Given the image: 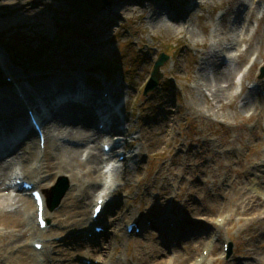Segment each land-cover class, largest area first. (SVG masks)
Here are the masks:
<instances>
[{
	"label": "rangeland",
	"instance_id": "1",
	"mask_svg": "<svg viewBox=\"0 0 264 264\" xmlns=\"http://www.w3.org/2000/svg\"><path fill=\"white\" fill-rule=\"evenodd\" d=\"M174 1L175 11L184 10L177 20L171 21L166 18L165 11L158 8L161 0H118L117 4L116 0H110L111 3L97 0L95 14L75 12L79 6H70L63 0H0V50L5 54L3 64L7 68L0 67V92H13L16 98L14 90L26 89L30 98L49 96L51 101L47 91L41 93L40 89L36 90L42 87L41 82L59 79L63 77L62 73L66 76L76 70V64L81 63L79 72L82 74L79 77L85 87L99 92L101 83H104L107 90L117 95L113 99L116 104L113 102V105H116L119 118L118 131L113 134L112 140L110 130L108 134L98 133L99 139L95 141L96 152L100 151L102 142L108 141L112 146L111 152L103 157L112 161L110 170L107 172L104 164H99L101 176L97 179L99 187L96 194L108 208L102 219L107 221L116 216L115 211L111 213L116 208L123 214L116 221L121 224L120 228L116 227L114 231L119 237L106 235L113 238L115 243L112 261L120 259L122 264H149L151 260L147 256L152 258V252L146 246L150 244L152 250L157 252L160 249L167 253L172 251L173 244L179 246L178 253L185 261L182 264H264V221H261L264 219V202L261 205V199L258 201L259 207L263 208L258 221L251 222L249 216H242L240 212L235 215L236 209L240 211L244 208L239 198L244 193L245 177L259 179L261 172L257 166L263 165L264 158V98L261 97L264 73L259 78L260 70L264 69V0ZM105 3L108 6L105 7ZM104 7L112 10V14L102 13L99 16ZM155 11L159 14L154 17H160L161 21H153L154 18L149 17ZM67 27L70 33L67 32L63 36L66 39L56 46L60 28ZM93 51L98 53L93 54ZM159 54L168 57L160 67L162 78L156 89L143 95ZM216 69L226 76L220 85L230 89L228 96L226 90V99L220 103L211 96L213 86L197 80L201 77L199 74L211 78V73ZM27 74L30 76L27 79L17 80ZM38 75L43 76L35 77ZM6 78L11 81L6 82ZM31 84L36 86L34 90L29 88ZM3 97L0 96V102L4 103L6 99L3 101ZM255 100L257 106L252 107L248 102ZM47 101L45 99V103ZM162 101H166L168 108H162ZM246 103L250 106L244 109ZM75 105L67 101L64 108L59 106L51 110L52 113L46 117L49 120H40V126L45 131V124L50 123L57 144L81 147L79 159L85 161L89 156L95 127L85 132L89 136L88 147H85V142L69 140L65 133L55 130L56 121L62 129L71 123L79 126V117L72 118L69 113L81 109L83 112L85 109ZM34 108L32 106V110ZM49 109L42 107L41 111L46 113ZM14 110L18 112L19 109L14 107ZM25 113L26 109L22 115L27 128L20 132L24 133L23 137L32 134L35 138L30 132ZM166 113L174 114L178 120L171 124L173 133L169 144L163 147L156 144L160 136L147 133L145 128L156 117H167ZM163 123L167 124V121ZM141 127L144 129L142 132ZM13 129L8 127V134L0 136V145L12 139L14 134H19L17 128ZM20 141L22 145L23 139ZM21 145H15L14 153H19L17 147ZM16 157V154L12 158L6 157L0 166L4 169L9 167L7 174L15 169L16 175L27 180L24 165ZM118 157L124 158L122 162H118ZM187 158L190 161L186 176L188 180L177 189L181 177L172 179L171 173L174 172L176 176L186 174L183 166L179 165ZM126 178L129 181L125 182ZM60 180L61 185L66 184L63 186L67 188L58 206L47 209L52 213L59 209L67 192L72 189L65 175L57 176L54 182L46 181L50 184L48 189ZM33 181L38 182L35 178ZM167 184L174 191L163 206H152L151 201L142 204L145 189L150 192L151 200L155 201L157 193ZM189 188L197 189L196 194L185 195ZM128 189L130 193L127 196ZM174 192L181 193L179 199L172 198ZM15 195L28 197L22 192H8L10 198ZM185 199L188 205L196 208V216L200 219L192 217L191 211L183 206L181 201ZM124 200H127L126 206ZM93 204L94 200L84 208L85 213H90ZM165 212H171L169 217L174 213L177 220L191 225L190 229H195L197 233L193 238L204 230L207 238L211 232H216L220 238L217 250L212 248L210 254L209 247L206 250L202 247L194 249L195 245L190 240L183 242L177 233L173 236L176 241H172L165 228L147 226L161 220ZM131 215L142 222L144 220L146 229L138 227L140 234L135 236L133 232L131 236L127 235L126 242L122 237L124 224L131 219ZM185 217L192 218L194 222H188ZM203 218L217 223L224 219V222L215 231L203 222ZM32 220L35 226L34 215ZM49 223L48 227H51L52 221L49 220ZM106 229L114 230L110 227ZM78 231L80 233L84 229ZM75 237L70 236L67 242H60L59 237L53 239L60 248L70 249V245H75L73 241H79L82 234ZM184 237L192 239L189 233ZM102 239L99 236L96 241ZM85 245L91 246L88 243ZM224 246L227 247L225 251ZM29 249L32 250L30 243ZM217 253L223 255L219 257ZM156 259L163 261L161 256ZM96 260L80 262L76 258L73 263L93 264L97 263Z\"/></svg>",
	"mask_w": 264,
	"mask_h": 264
},
{
	"label": "bare ground",
	"instance_id": "2",
	"mask_svg": "<svg viewBox=\"0 0 264 264\" xmlns=\"http://www.w3.org/2000/svg\"><path fill=\"white\" fill-rule=\"evenodd\" d=\"M108 2L110 0H107ZM112 2V1H111ZM109 2V3H111ZM114 2V1H113ZM176 2L174 0H161V2L158 3V8L165 11L166 18L170 19L171 21L177 20L180 15L183 13L184 9H181L180 11H175V6H173V3ZM118 3V0H116V4ZM176 4V3H175ZM108 6V3H105V7ZM103 8V12L99 14L102 15H111L112 10ZM179 7V5H178ZM125 14V12H122ZM159 12L155 11L152 12L149 17L154 18L153 21H161V18H155V15H158ZM162 23V22H160ZM159 24V23H158ZM61 39H64V37H61ZM101 51V50H100ZM99 51V53H100ZM102 52V51H101ZM93 54H96L98 52L93 51ZM85 54V53H83ZM82 54V55H83ZM83 58H87V56H83ZM5 56L0 50V67L3 69L6 68V66L3 64V61L5 60ZM74 59V58H73ZM83 59L80 58V62L83 63ZM75 63L77 61H74ZM213 62V61H212ZM74 63V64H75ZM76 70L72 71L68 75H63V77L58 78H52L49 80H46L44 82H41L42 87L38 88L36 90L41 93H48L51 98V101H49V96H45V98L40 99H33L30 98L27 94L26 89L21 90L20 88L17 89V91L22 93V96L24 99L19 100L17 98H14L13 92L11 94L0 92V96L3 95V101L6 99V101L0 102V136H6L7 128L9 127L11 130H14L13 127L17 128V132L24 131L27 126L24 123L22 111L25 108H29L32 106H35V109L38 113L41 111L42 107L46 108L49 111H42V117H47L52 112L51 110L55 109L59 106L64 108V104L69 101L70 103L76 104L75 106L83 107L85 110L82 112L81 110L77 111H70L71 117H76L80 120L79 126L76 127L75 124L71 123L65 128H60L58 125V122L56 121V131L58 133H65V136L69 138V140H76L78 142H85L86 146L89 144V136L86 135V131L93 130L94 129V123L95 121H98L102 124V128L104 130L109 129L110 132L118 131L117 125H118V116L115 115V106L113 105L114 102V93L107 90L105 87L100 85L99 92L102 91L103 93H106V98H100L99 92L96 90L90 91L87 87L84 86V82L80 80L82 74L80 71L81 63L76 64ZM7 69V68H6ZM201 77H199L197 80L198 82H204L205 84H208L209 86L212 85L213 92L211 93V96L217 103L222 102L223 99H226V90H227V96L229 94V87H223L220 85V82L226 78L225 74L219 71L218 69L214 70L213 73H211V78H208L207 76H204L202 74H199ZM43 75L35 76L37 78H40ZM59 76V75H58ZM18 76H15L17 78ZM30 77L28 74L18 77L17 80H23ZM63 82V83H62ZM222 83V82H221ZM34 90L33 87H36L34 85H29ZM25 91V93L23 92ZM262 92V90H261ZM39 94V92H38ZM6 96V97H5ZM230 96V95H229ZM8 97V98H7ZM117 98V97H116ZM45 99L48 101L45 103ZM253 102V101H252ZM248 102L252 105V107H256V100L252 103ZM115 103V102H114ZM162 108H168V104L166 101H162ZM248 103L243 105V108H247L250 106ZM116 104V103H115ZM15 108H18V112L14 110ZM49 107V108H48ZM33 109V110H34ZM5 111V112H2ZM96 116V118L94 117ZM37 116V114H36ZM166 116L162 117H156L154 122L148 127L145 128V131L149 134L154 135L155 137H159L158 142L156 144L161 145L163 147L167 146L170 141V137L173 133V125H171L175 120H178V118L174 114H168L166 113ZM52 118V117H51ZM64 118V116H63ZM164 120L167 121L166 123H163ZM50 123L45 124V131H42L43 136V150L41 151L38 147V140L36 138H33V135L27 134L23 138V146L21 145V141L18 142L20 144V147H17L19 153H7V150H12V146L9 145V140L4 142V144L0 145V154L3 152V155L0 158V162L5 161L4 159L8 156L11 158L14 156V154L17 155L16 160L24 165V171L25 175L30 181V183H33L35 186V189L43 190L44 193L42 194L43 198V204H44V210H43V218L52 221L51 227L44 233L38 230V226L35 222V226L33 224V213H34V219H35V206L34 203L31 201L30 198H26L23 195H15L14 197L10 198L8 196V192H21L17 191L16 189H13L7 184L9 182V177H11L13 174L12 172L14 169L10 171V173L7 174V169H4L3 166H0V264H74V259L78 258L80 261L84 259H88L91 261H97V264H122L121 260L118 259L116 262V259L112 261V249L115 248L114 243V237H119L116 235L115 229L120 228V225L118 222L119 219L123 217V214H120L119 209L111 210V213L116 212V216H114L112 219H108L105 221L102 219V214L98 217L96 223H92V221L89 220V213H85L84 208L88 206V204H91L94 200V202L97 199H100L99 195L96 196L97 188L99 187L97 179L101 176V170H99V164L104 163L109 160H105L103 158V155L101 151L96 152L95 147V141L99 139L98 133H93V140L90 147V151L87 154V158L85 161H82L79 159L80 150L81 147L72 145L64 146L59 145L55 142L52 135V127L49 126ZM78 125V124H77ZM81 125V126H80ZM144 131L143 127H141L140 132ZM31 132V130H30ZM95 136V137H94ZM35 137V136H34ZM7 138V137H6ZM36 141V145H35ZM2 143V141H1ZM17 144V142H14ZM103 144H107L106 142H103L101 144V147ZM15 147V145H13ZM188 150V148H187ZM10 152V151H9ZM140 153H138L139 155ZM186 156V154H184ZM186 160V159H185ZM187 160L180 164L179 166H183L182 170L185 171L186 174L184 175H175L174 172H172V179L173 177H181L180 182L178 183V187H181L186 183L188 180V177H186L188 174V170L190 169V161ZM11 161V160H10ZM9 161V162H10ZM263 165L264 166V158H263ZM10 166V165H9ZM22 166V165H21ZM260 164L257 167V170H260L259 172V179L257 180H250L249 178H246V185L243 187L244 193L239 198L240 203L242 204L240 211L238 209L235 210V215L240 212V215L242 216H249L250 221H258L261 219L262 216V210L263 208L259 207L258 201L261 199L260 204L262 205L264 202V168H262ZM6 170V171H5ZM65 175L69 179V183L71 186V190L67 192L65 198L63 199L60 207L55 212H50L47 209H49V205L51 204V201L54 199V192L51 190L54 189L51 188L49 191V182H54L57 176ZM33 178L38 180L37 183L33 181ZM28 181V182H29ZM129 181L127 178L125 179V182ZM139 180H137V183ZM58 182H56L55 185H57ZM170 184L163 185L164 189L157 193L155 196V201L151 200L150 192L146 189L143 193V201L142 204L145 202L151 201L152 206L158 205L163 206L164 202L172 195V192L174 191ZM197 189H191L189 188L185 195L187 196L196 194ZM7 193V194H6ZM130 193V189H128L127 196ZM178 194V195H176ZM175 196V197H174ZM174 196H172L173 199L177 198L179 199L181 196V193H175ZM126 197V196H125ZM127 198V197H126ZM45 200V202H44ZM47 201V203H46ZM177 201V200H175ZM183 206L188 210L191 211V216L199 218L196 216L197 210L194 206L188 205V200L185 199L184 202L181 201ZM105 203V202H104ZM127 200L123 201V204L126 206ZM186 205V206H185ZM118 206V205H116ZM206 208V207H205ZM210 209V208H206ZM205 209V210H206ZM108 208L103 205V213L107 214ZM172 212V211H171ZM171 212H165L162 216L161 220H159L157 223H151L148 226H152L154 229L158 228H165L164 230L167 231L170 234V237L173 238L174 233H177V237H179L181 240L186 241L190 240V243L193 246V248L198 249L199 247H202L204 250L208 248L210 250V254L212 252V248L217 250V244L220 242V238L216 235V232H211L209 235V238H207V234L204 231L201 232V235L198 237H194L197 233L195 229H190L191 225L184 224L176 219L175 214L173 213L170 217ZM133 215V214H132ZM131 215V216H132ZM127 219V218H126ZM200 219V218H199ZM185 220L188 222H194L193 219L185 217ZM250 221L247 223V225L250 223ZM261 221H264V219H261ZM203 222L205 224H208L211 229H214L215 231H218L223 222L224 219L220 223L215 222V220H207V218H203ZM132 224L137 225V227L141 229H146L143 222L138 220L136 216H132L131 219H127L126 224H124V234L123 238L127 242V235H126V228ZM201 225V224H200ZM95 226L103 228V232L100 234V237H103V239L96 244H93L91 246H87L84 243V239H81L79 241H73L74 246L70 245L69 248L62 249L60 248V245L54 241L53 238L59 237L60 242H67V239H69L70 236H74L77 234H83V232L78 230H87L89 231V228H93ZM205 226V225H201ZM207 226V225H206ZM207 226V227H208ZM106 227H110L111 229L114 228V230H107ZM106 229V230H105ZM207 229V228H206ZM176 230L177 232H173ZM85 232V239L87 242L93 243L95 238H98L99 236L94 235L91 233V235H87L88 232ZM118 231V230H117ZM91 232V231H90ZM173 232V233H172ZM189 233L191 234L192 239H184L185 235ZM215 233L214 236L212 234ZM107 234L113 235L109 238L106 236ZM185 234V235H184ZM203 236V237H202ZM72 238V237H71ZM76 238V237H75ZM31 240H35V242H32L33 250L29 249V243ZM39 240L40 242H38ZM172 241H176L174 238L171 239ZM170 240V241H171ZM43 243V252L38 257L36 251H34V244H40ZM69 243V242H68ZM65 244V243H64ZM70 244V243H69ZM183 244V243H182ZM188 244V242H187ZM172 251L165 253L164 250L158 249L157 252L155 250H152V246L149 244L145 248L151 249V256H147L148 260H151L149 264H176L175 262L182 264V261L185 262L180 258V255L178 253L179 246L172 244ZM188 246V245H187ZM59 247V248H58ZM223 253V252H222ZM217 255L220 257L223 254ZM80 256H79V255ZM107 254V255H106ZM148 254V253H147ZM162 260L156 259V257H160ZM104 257V258H103ZM106 259V260H105ZM203 259V258H202ZM147 260V259H146ZM186 260V258H185ZM187 263V262H186ZM200 264V263H198Z\"/></svg>",
	"mask_w": 264,
	"mask_h": 264
},
{
	"label": "water",
	"instance_id": "3",
	"mask_svg": "<svg viewBox=\"0 0 264 264\" xmlns=\"http://www.w3.org/2000/svg\"><path fill=\"white\" fill-rule=\"evenodd\" d=\"M165 61H167V57L161 54L159 55L158 59L154 62V65L152 67V71L150 73V77L144 89L143 95L157 88L158 82L162 78V75L160 73V67L163 65ZM260 73L261 74L259 78L262 77L264 73V69H261ZM61 184H62V181L60 180L58 184L54 186V189L51 190L52 192H54L55 196H54L53 201H51V204L49 205L50 209L55 208L59 204L60 199L63 198L66 192L67 186H63L66 184H63V185Z\"/></svg>",
	"mask_w": 264,
	"mask_h": 264
},
{
	"label": "trees",
	"instance_id": "4",
	"mask_svg": "<svg viewBox=\"0 0 264 264\" xmlns=\"http://www.w3.org/2000/svg\"><path fill=\"white\" fill-rule=\"evenodd\" d=\"M70 5L79 6L80 10L84 12H94L95 10V2L97 0H65ZM32 55V54H31Z\"/></svg>",
	"mask_w": 264,
	"mask_h": 264
},
{
	"label": "snow or ice",
	"instance_id": "5",
	"mask_svg": "<svg viewBox=\"0 0 264 264\" xmlns=\"http://www.w3.org/2000/svg\"><path fill=\"white\" fill-rule=\"evenodd\" d=\"M96 211H99V208H97Z\"/></svg>",
	"mask_w": 264,
	"mask_h": 264
}]
</instances>
